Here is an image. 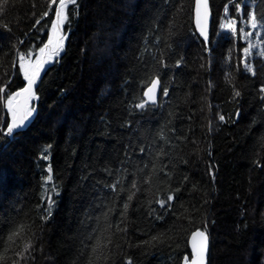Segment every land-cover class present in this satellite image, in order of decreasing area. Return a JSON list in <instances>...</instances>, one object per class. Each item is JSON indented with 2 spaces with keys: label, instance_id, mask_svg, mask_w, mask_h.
Segmentation results:
<instances>
[{
  "label": "trees",
  "instance_id": "16d2710c",
  "mask_svg": "<svg viewBox=\"0 0 264 264\" xmlns=\"http://www.w3.org/2000/svg\"><path fill=\"white\" fill-rule=\"evenodd\" d=\"M59 3L0 0V264H182L197 230L209 264H264V34L246 70L220 27L226 8L264 21V0H211L207 48L195 0L67 3L63 50L8 137L6 98ZM157 77L168 96L137 107Z\"/></svg>",
  "mask_w": 264,
  "mask_h": 264
},
{
  "label": "snow or ice",
  "instance_id": "6c2138e0",
  "mask_svg": "<svg viewBox=\"0 0 264 264\" xmlns=\"http://www.w3.org/2000/svg\"><path fill=\"white\" fill-rule=\"evenodd\" d=\"M55 3V0H52ZM71 2L75 3L76 0H60V6L56 10L55 19L51 21V30L50 34L47 37V41L43 43L41 47L38 48V52L36 53L35 59L30 61L28 64H21L20 67L23 70L24 79L26 80V86L23 87L20 91H16L13 95H9L6 98V109L7 113L10 114V122L7 124L6 129H3L4 135H14L16 130L22 129L26 126L27 122L30 118L34 115L35 106L30 104L33 100H38V95L34 91V86L37 84L41 74L45 71L46 65L50 63H55L58 61L60 53L63 50L65 44V35L63 33L62 26L64 25L65 21L67 20V16L65 14L66 3ZM201 0H197V4L199 7ZM203 5L205 8V12L203 16L198 15V25H199V35L202 38L203 42L205 43L206 48L208 47L209 43V34L204 27V19L207 18V0H203ZM237 12L242 11L240 4H236ZM227 20L226 23H222L220 25L221 29H227L233 36L236 33L235 27V19H229L227 17V8L225 9ZM47 15V13H45ZM243 20V18H241ZM250 21H251V28L256 30L258 29V19L254 13L250 14ZM39 23V21H37ZM260 24H264V21H260ZM243 28H241V32L243 33ZM245 35L251 36L252 33H244ZM210 51V48H208ZM244 52H248V48L244 49ZM21 60H24V57H20ZM242 63L245 66L246 70L250 69L251 61L247 58L242 60ZM177 66H179V61L177 62ZM159 86V77L156 80L152 81L151 85L146 88L143 95L147 98L144 103H140L137 105L139 108H144L145 103L147 101H151L153 104L156 103L155 94L158 90ZM261 91H264V87L261 88ZM168 89L165 88L161 92L163 97L168 96ZM239 96V92L236 93ZM238 115V114H237ZM220 120L224 121L225 117L223 115L220 116ZM3 119L0 117V125H2ZM143 149L141 152L143 153ZM47 158V157H44ZM51 167H48L49 176L47 180H51ZM210 174L214 175L211 172ZM135 186V185H133ZM131 199V197H129ZM173 197L169 196L168 200H172ZM49 204L53 203L51 197H48ZM160 206L164 207L165 202L163 200L159 201ZM125 208L128 207L127 204L124 205ZM9 240L12 239L11 236L8 237ZM208 247V236L206 235L205 231H196L192 236V248H193V255L194 259L192 260L191 264H206V251ZM187 261V257H185Z\"/></svg>",
  "mask_w": 264,
  "mask_h": 264
},
{
  "label": "rangeland",
  "instance_id": "374dc122",
  "mask_svg": "<svg viewBox=\"0 0 264 264\" xmlns=\"http://www.w3.org/2000/svg\"><path fill=\"white\" fill-rule=\"evenodd\" d=\"M240 13H241V11H240ZM225 17H226V13H225V16H224V18L222 20V23H226L227 22ZM227 17L229 19H235L232 16H230L228 10H227ZM235 21H236V23H235L236 33H235L234 36L241 37L243 42H245L247 44L248 52H244L243 55H244V59L247 58L249 61H251V65H250V69L249 70H252V60H253V58L258 56V55H260L261 52H262V41H263V34H264V24H260L259 22L262 21V20H258V25H259L258 29L254 30V29L251 28L250 17L248 19L243 18V20L242 19H240V20L235 19ZM241 28H243V30H244L243 33L241 32ZM221 31H223L225 33H228V34H231L227 29H221ZM248 32H251L252 35L248 36V35L244 34V33H248ZM32 60H34V59L27 60V61L23 62L22 64H28ZM22 72H23V70H22ZM5 110L7 111L6 104H5ZM7 114L9 116V118H10V114L9 113H7ZM32 117L30 118V120L32 119Z\"/></svg>",
  "mask_w": 264,
  "mask_h": 264
},
{
  "label": "water",
  "instance_id": "95a60500",
  "mask_svg": "<svg viewBox=\"0 0 264 264\" xmlns=\"http://www.w3.org/2000/svg\"><path fill=\"white\" fill-rule=\"evenodd\" d=\"M69 3V2H67ZM66 3V4H67ZM60 6V3L57 7V9L59 8ZM205 12V8H204V5H203V0H201L200 4H199V7H198V4H197V0H195V5H194V25L196 27V30L199 34V25H198V15L199 16H203ZM207 12H208V16L207 18L204 19V27L206 29V31L208 32L209 34V38H210V35H211V27H212V20H213V16H212V11H211V0H207ZM63 29V28H62ZM64 34V30H63V33ZM50 66V64L46 65L45 67V71L42 72L39 80L37 81V84L34 86V91L36 92V89L38 87V85L40 84L44 74L46 73L48 67ZM157 78H155L154 80H156ZM153 80V81H154ZM151 85V84H150ZM149 85V86H150ZM161 81L159 79V86H158V90L156 91V94H155V98H156V103L159 101L160 99V94H161ZM145 101L147 100L146 97H144ZM33 103H34V100L30 102V104L33 106ZM147 105H150V104H153L151 101H147L146 102ZM29 124V121L27 122L26 126ZM25 126V127H26ZM25 127H23L22 129H19V130H16L15 132L17 131H21L23 130ZM8 137H11L9 135H7ZM198 231V230H197ZM201 231V230H199ZM196 231H194L190 237H189V249H190V256H186L187 257V261L185 260V258L183 259L182 261V264H191L192 260L194 259V255H193V248H192V236L193 234L195 233ZM208 236V247H207V251H206V264H209V255H210V247H211V243H210V237L208 234H206Z\"/></svg>",
  "mask_w": 264,
  "mask_h": 264
},
{
  "label": "bare ground",
  "instance_id": "6f19581e",
  "mask_svg": "<svg viewBox=\"0 0 264 264\" xmlns=\"http://www.w3.org/2000/svg\"><path fill=\"white\" fill-rule=\"evenodd\" d=\"M208 234V233H207Z\"/></svg>",
  "mask_w": 264,
  "mask_h": 264
}]
</instances>
